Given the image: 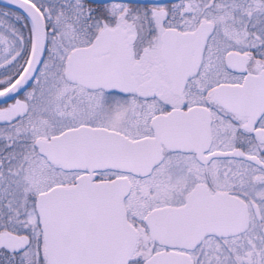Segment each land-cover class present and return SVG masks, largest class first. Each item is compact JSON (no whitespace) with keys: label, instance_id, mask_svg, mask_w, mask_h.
I'll return each instance as SVG.
<instances>
[{"label":"snow or ice","instance_id":"1","mask_svg":"<svg viewBox=\"0 0 264 264\" xmlns=\"http://www.w3.org/2000/svg\"><path fill=\"white\" fill-rule=\"evenodd\" d=\"M0 264H264V0H0Z\"/></svg>","mask_w":264,"mask_h":264}]
</instances>
